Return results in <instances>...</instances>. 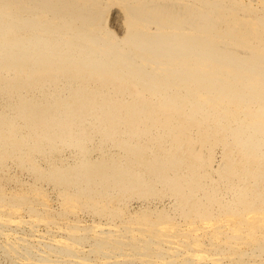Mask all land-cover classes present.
Instances as JSON below:
<instances>
[{"label":"bare ground","instance_id":"1","mask_svg":"<svg viewBox=\"0 0 264 264\" xmlns=\"http://www.w3.org/2000/svg\"><path fill=\"white\" fill-rule=\"evenodd\" d=\"M6 264H264V0H0Z\"/></svg>","mask_w":264,"mask_h":264},{"label":"rangeland","instance_id":"2","mask_svg":"<svg viewBox=\"0 0 264 264\" xmlns=\"http://www.w3.org/2000/svg\"><path fill=\"white\" fill-rule=\"evenodd\" d=\"M0 264H6V262H5L4 259L1 257V255H0Z\"/></svg>","mask_w":264,"mask_h":264}]
</instances>
